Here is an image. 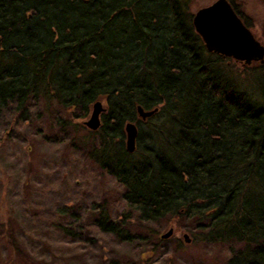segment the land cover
<instances>
[{"label": "trees", "instance_id": "obj_1", "mask_svg": "<svg viewBox=\"0 0 264 264\" xmlns=\"http://www.w3.org/2000/svg\"><path fill=\"white\" fill-rule=\"evenodd\" d=\"M193 16L188 0H0V116L43 100L85 117L103 100L89 155L137 220L196 218L206 242L232 246L226 264H264V99L242 89L230 58L207 51ZM137 106L158 111L143 120ZM128 122L139 129L134 153ZM95 214L120 235L132 219Z\"/></svg>", "mask_w": 264, "mask_h": 264}, {"label": "rangeland", "instance_id": "obj_2", "mask_svg": "<svg viewBox=\"0 0 264 264\" xmlns=\"http://www.w3.org/2000/svg\"><path fill=\"white\" fill-rule=\"evenodd\" d=\"M216 1L188 0V10L195 14ZM232 3L264 46V0ZM262 64L245 67L233 59L226 62L242 89L260 102L264 99ZM49 104L33 101L24 112L11 105L0 116V264L227 263L232 246L206 242L209 229H200L203 223L196 218L139 222L123 202L122 184L90 158L97 137L89 134L85 122L92 111L85 117H77L76 112L75 118L56 103ZM63 205L70 209L68 215L59 211ZM101 206L114 223L123 213L129 215L132 219L124 227L118 224L128 233H108L94 225ZM170 229L174 234L162 239ZM8 230L21 254L13 249ZM185 234L191 242L185 241Z\"/></svg>", "mask_w": 264, "mask_h": 264}, {"label": "water", "instance_id": "obj_3", "mask_svg": "<svg viewBox=\"0 0 264 264\" xmlns=\"http://www.w3.org/2000/svg\"><path fill=\"white\" fill-rule=\"evenodd\" d=\"M229 0H217L208 7L200 8L193 16V26L201 36L207 51L218 54L224 58H232L244 66L254 62L264 63V46L254 38L253 32L245 25L240 16L232 8ZM92 115L85 125L89 130L96 131L101 125V115L106 108L101 100L94 103ZM138 114L143 120L152 117L158 110L146 111L138 107ZM134 122L125 126V145L129 153L137 149L139 129ZM174 234L173 229L162 235L168 239ZM185 241L191 242L188 234L184 235Z\"/></svg>", "mask_w": 264, "mask_h": 264}, {"label": "bare ground", "instance_id": "obj_4", "mask_svg": "<svg viewBox=\"0 0 264 264\" xmlns=\"http://www.w3.org/2000/svg\"><path fill=\"white\" fill-rule=\"evenodd\" d=\"M212 53V52H211Z\"/></svg>", "mask_w": 264, "mask_h": 264}]
</instances>
